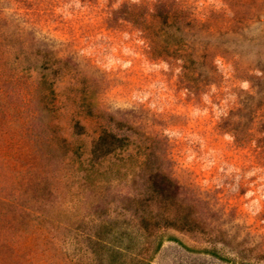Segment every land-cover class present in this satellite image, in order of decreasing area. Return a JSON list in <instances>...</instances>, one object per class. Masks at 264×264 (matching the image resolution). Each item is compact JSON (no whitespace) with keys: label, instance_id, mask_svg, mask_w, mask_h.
I'll list each match as a JSON object with an SVG mask.
<instances>
[{"label":"rangeland","instance_id":"374dc122","mask_svg":"<svg viewBox=\"0 0 264 264\" xmlns=\"http://www.w3.org/2000/svg\"><path fill=\"white\" fill-rule=\"evenodd\" d=\"M0 264H264V0H0Z\"/></svg>","mask_w":264,"mask_h":264},{"label":"trees","instance_id":"16d2710c","mask_svg":"<svg viewBox=\"0 0 264 264\" xmlns=\"http://www.w3.org/2000/svg\"><path fill=\"white\" fill-rule=\"evenodd\" d=\"M47 108V107H45ZM53 138L61 147L67 148L66 140L60 135L53 133ZM111 139V140H110ZM121 138L113 133L103 131L92 147V156H103L121 146Z\"/></svg>","mask_w":264,"mask_h":264}]
</instances>
